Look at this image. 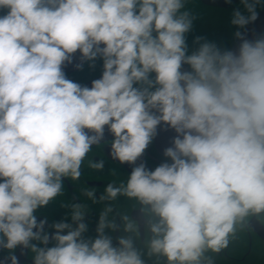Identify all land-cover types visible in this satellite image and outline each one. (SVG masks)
I'll return each mask as SVG.
<instances>
[{"label": "clouds", "instance_id": "clouds-1", "mask_svg": "<svg viewBox=\"0 0 264 264\" xmlns=\"http://www.w3.org/2000/svg\"><path fill=\"white\" fill-rule=\"evenodd\" d=\"M230 2V0H227ZM260 0L233 12L236 49L187 34L195 17L186 0H0V264H145L130 233L101 213L85 238V213L71 222L35 214L78 179L94 145L111 134L109 155L132 166L125 185H107L146 208L148 256L166 264H213L236 225L264 214V35L241 31ZM102 60L91 86L67 78ZM161 126L174 130L154 169L137 161ZM103 169V161L91 164ZM90 198L93 192L86 193ZM123 230L128 235L113 237ZM115 239V244H114ZM52 242V246H48Z\"/></svg>", "mask_w": 264, "mask_h": 264}, {"label": "flooded vegetation", "instance_id": "flooded-vegetation-1", "mask_svg": "<svg viewBox=\"0 0 264 264\" xmlns=\"http://www.w3.org/2000/svg\"><path fill=\"white\" fill-rule=\"evenodd\" d=\"M217 1L218 3L216 4H207L202 0H191V3L196 6L193 7L194 11H189L194 17H199L197 21L200 18L208 19L211 16L217 21L218 17H220L219 40L221 43L225 41L226 44L231 45V15L233 16V12L237 9L244 12L245 10L241 4V0H230V2H227V0ZM199 7L202 10L196 12ZM263 9L264 0H260V3L256 6V10L260 12ZM261 35H264V30L257 38ZM235 41L236 39L234 38L229 49H231ZM78 69L73 71L67 70L65 73L71 74ZM101 73L102 71L97 75ZM97 75L85 79L79 82V84H83ZM174 135V130L161 126L158 134L137 163L143 162L149 169H154L166 159L163 152L167 147L171 146ZM111 139L112 136L106 138L100 144L94 145L81 165V176L78 179H73L70 176L66 177L61 194L46 208L39 209L35 214L39 219L47 220L45 231L52 233L54 229L50 226L54 222L62 220L71 222V212L74 210L73 206L80 205L78 210L85 213L84 221L88 225V231L84 234L85 238H94L96 236V227L101 213L106 212L107 219L115 220L118 225L125 223L126 221L123 218L127 216L129 221L139 222L138 233L134 232L129 235L133 236L137 241V247L144 252L143 259L145 260V264H166L164 257H150L147 255L145 240L147 236H150V233L145 228V217L150 216L148 210L141 206L137 200L130 199L124 195H119L115 199H101L102 196H107L105 192L107 185L112 184L117 187L125 185L132 169V166L126 163L121 164L110 157L109 142ZM96 161H103V169L91 167V164ZM88 192H93L94 197L90 198L86 194ZM109 234L113 237L128 235L122 229ZM48 246H52V242ZM7 255V251H0V260L5 259ZM16 255L19 264H31V259L35 254L32 252H22L20 249H17ZM206 255L212 258L213 264H264V214L245 217L244 221L236 225L235 233L229 236V243L226 248H223L219 253L209 251ZM251 257L253 259L250 260Z\"/></svg>", "mask_w": 264, "mask_h": 264}, {"label": "rangeland", "instance_id": "rangeland-1", "mask_svg": "<svg viewBox=\"0 0 264 264\" xmlns=\"http://www.w3.org/2000/svg\"><path fill=\"white\" fill-rule=\"evenodd\" d=\"M189 3V4H188ZM196 6V5H195ZM192 3L191 0H186V9L187 10H193L195 7ZM202 7V6H200ZM197 8L196 12L201 11V8ZM244 12L243 10H240ZM247 15V13L245 12ZM199 18V17H197ZM197 18L195 17L193 21V26L192 30L188 33L187 36V43L189 46V51L194 50L196 47H198L197 44H194L193 41L196 37H203L207 41H211L216 43L221 49H229V47L232 45V40L235 38L234 33L238 30L235 25L231 23V45L226 44L225 41L220 42V34H219V25H220V17H218L217 21L211 16L210 18H200L197 21ZM231 20H232V15H231ZM199 24V25H197ZM197 25V26H196ZM196 26V27H195ZM226 27V26H225ZM224 42V43H223ZM102 71V60H97L95 62L94 67L89 66V62H85L83 67L78 69L76 72L71 73V74H66L67 78L75 81L77 83L88 79L90 77H93L100 73ZM253 259L252 257L250 260Z\"/></svg>", "mask_w": 264, "mask_h": 264}, {"label": "water", "instance_id": "water-1", "mask_svg": "<svg viewBox=\"0 0 264 264\" xmlns=\"http://www.w3.org/2000/svg\"><path fill=\"white\" fill-rule=\"evenodd\" d=\"M207 4H216L218 3L217 0H202ZM264 30V9L261 10L260 12H258V18L254 21L249 23L245 29H242V31L246 32V37L249 40H254L257 38V36ZM239 41H235V43L233 44V46L231 47V49H236L238 47ZM81 63V59H80V54L79 52H77L76 54H74V59L73 62L70 64H66L64 66V71H73L75 69H78L76 67L77 64ZM102 74V73H101ZM101 74L97 75L96 77L90 79L89 81L81 84L82 86H91V83L93 80L98 79L101 77ZM111 134L107 132H105V139L110 137Z\"/></svg>", "mask_w": 264, "mask_h": 264}]
</instances>
